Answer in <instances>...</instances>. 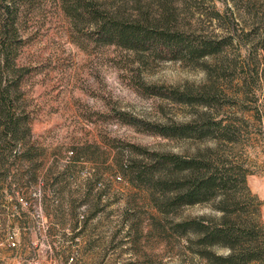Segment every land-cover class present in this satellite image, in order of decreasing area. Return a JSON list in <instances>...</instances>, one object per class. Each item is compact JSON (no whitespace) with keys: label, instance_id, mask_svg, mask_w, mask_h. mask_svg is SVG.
<instances>
[{"label":"rangeland","instance_id":"1","mask_svg":"<svg viewBox=\"0 0 264 264\" xmlns=\"http://www.w3.org/2000/svg\"><path fill=\"white\" fill-rule=\"evenodd\" d=\"M123 1L133 4L100 0L115 6ZM188 5L179 20L191 33L233 38L218 54L198 61L141 54L87 39L82 27L73 32L56 0H36L23 9L15 63L29 73L17 106L29 115L32 139L43 154L30 185L13 180L19 173L28 181V161L17 162L1 183L0 264H136L145 258L150 264H215L201 253L197 234L174 227L191 218L219 217L218 198L162 213L153 200L160 194L133 185L118 168L128 157L146 162L144 149L241 166L248 190L240 207L248 210L245 218H254L264 242V0H190ZM154 85L209 92L212 100L178 102L145 90ZM119 112L154 124L214 120L221 126L202 138H171L129 124ZM69 165L74 176L67 179L74 180L55 185H68L55 193L45 180ZM96 178L90 202L80 203ZM98 192L101 210L87 226L59 236L57 230L71 220L60 210V198L67 207L72 193L87 215ZM28 197L30 209L24 204ZM12 234L16 246L9 244ZM211 250L230 252L221 245Z\"/></svg>","mask_w":264,"mask_h":264},{"label":"trees","instance_id":"2","mask_svg":"<svg viewBox=\"0 0 264 264\" xmlns=\"http://www.w3.org/2000/svg\"><path fill=\"white\" fill-rule=\"evenodd\" d=\"M35 1L0 0V190L3 189L1 183L8 181L12 167L21 161L31 164L28 181L20 179L19 173L14 175L13 180L23 182L22 185H30L36 178L37 159L43 154L39 141L32 139L29 115L17 106L22 80L29 73L28 69L23 70L15 63L16 49L22 42L19 25L23 9L31 8ZM131 1L133 4L128 7L125 1L123 5L115 6L100 0H56L73 32L80 31L82 27L86 30L87 39L120 46L141 54L150 52L160 58L198 61L207 55L218 54L226 44H230L229 40L233 39L196 35L186 29L179 20V11L184 4L188 5L190 0ZM214 14L220 17L217 12ZM190 25L192 27L191 23ZM145 90L153 95L183 103L203 101L210 104L212 100L209 92H198L196 95L191 89H168L154 85L145 87ZM118 116L129 124L171 138H202L214 133L215 129L221 126L220 121L214 120L201 124H154L124 112H119ZM141 152L145 154L146 162L128 157L120 162L118 168L133 185L160 194L159 198L153 200L162 213L167 214L185 204L218 198L216 206L222 212L219 217L191 218L177 223L175 231L181 234H197L198 243L203 247L201 253L215 264H264V242L259 240L254 218H245L243 214H247L248 210L240 207L245 202L243 192L248 190L241 166L232 163L228 165L224 161L219 164L205 155L183 157L145 149ZM71 168L69 165L53 177L54 179L45 180L53 186L55 193H61L62 189L68 187L66 184L60 189L55 188V185L74 180L72 178L68 181L74 176ZM97 181L98 178L88 183L84 199L80 203L90 202L88 198ZM102 197V192L95 195L96 201L89 205L91 211L87 215L80 213L79 203L72 199V193L69 194L67 207L61 197L58 206L71 218L63 221V224H70L76 233L82 223L86 227L87 222L101 210L99 202ZM32 200L27 198L29 209L32 208ZM129 212V209L125 211L126 217ZM80 217L84 219L81 221ZM215 245L228 247L230 252L218 255L211 250ZM150 263V259L145 258L142 263L136 264Z\"/></svg>","mask_w":264,"mask_h":264},{"label":"crops","instance_id":"3","mask_svg":"<svg viewBox=\"0 0 264 264\" xmlns=\"http://www.w3.org/2000/svg\"><path fill=\"white\" fill-rule=\"evenodd\" d=\"M27 229L30 230V226L27 227ZM50 232V231H49ZM57 232L59 233V236L62 235L63 237H68V234L71 232L72 234H74V230L72 229V227L70 226V224H65L62 225L60 227L59 230H57ZM71 234V235H72Z\"/></svg>","mask_w":264,"mask_h":264},{"label":"built area","instance_id":"4","mask_svg":"<svg viewBox=\"0 0 264 264\" xmlns=\"http://www.w3.org/2000/svg\"><path fill=\"white\" fill-rule=\"evenodd\" d=\"M23 200H24V199L21 198V201H22V202H23ZM24 204H25L26 206H29V205H28V202H24ZM9 244L12 245V246H16V241H15V235H14V234L10 235ZM30 264H35V263L32 262V263H30Z\"/></svg>","mask_w":264,"mask_h":264}]
</instances>
